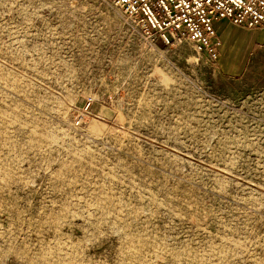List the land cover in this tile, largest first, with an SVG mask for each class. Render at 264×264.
I'll return each instance as SVG.
<instances>
[{
    "label": "rangeland",
    "instance_id": "rangeland-1",
    "mask_svg": "<svg viewBox=\"0 0 264 264\" xmlns=\"http://www.w3.org/2000/svg\"><path fill=\"white\" fill-rule=\"evenodd\" d=\"M228 32L0 0V264H264V44Z\"/></svg>",
    "mask_w": 264,
    "mask_h": 264
},
{
    "label": "built area",
    "instance_id": "built-area-1",
    "mask_svg": "<svg viewBox=\"0 0 264 264\" xmlns=\"http://www.w3.org/2000/svg\"><path fill=\"white\" fill-rule=\"evenodd\" d=\"M117 7L148 42L191 41L198 52L219 59L215 23L264 29V0H104Z\"/></svg>",
    "mask_w": 264,
    "mask_h": 264
},
{
    "label": "crops",
    "instance_id": "crops-1",
    "mask_svg": "<svg viewBox=\"0 0 264 264\" xmlns=\"http://www.w3.org/2000/svg\"><path fill=\"white\" fill-rule=\"evenodd\" d=\"M237 28H241V29H244L245 31H248V37L250 36L251 37V40H252V43L255 44L257 47V43L260 44H264V29H259V28H255V29H248L246 27H238V26H235L233 25L232 23H230L229 21L227 20H220L218 22L215 23V29H216V32H217V39L220 40L221 44H220V47H219V56L222 52V50L224 48H226V45H227V40H228V34L229 32L228 31H236ZM240 38V37H239ZM243 39V38H241ZM238 41L235 40V46L237 47L238 46ZM246 46V44L243 46H240V48H244Z\"/></svg>",
    "mask_w": 264,
    "mask_h": 264
}]
</instances>
